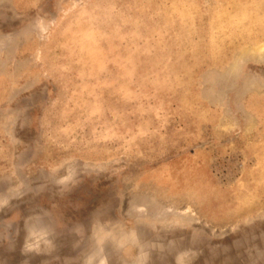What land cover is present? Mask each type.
Masks as SVG:
<instances>
[{"label": "rangeland", "instance_id": "obj_1", "mask_svg": "<svg viewBox=\"0 0 264 264\" xmlns=\"http://www.w3.org/2000/svg\"><path fill=\"white\" fill-rule=\"evenodd\" d=\"M0 264H264V0H0Z\"/></svg>", "mask_w": 264, "mask_h": 264}]
</instances>
